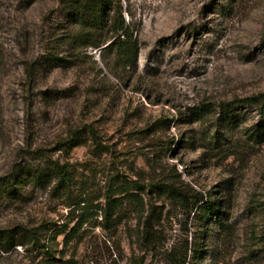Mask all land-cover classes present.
<instances>
[{
    "label": "rangeland",
    "instance_id": "1",
    "mask_svg": "<svg viewBox=\"0 0 264 264\" xmlns=\"http://www.w3.org/2000/svg\"><path fill=\"white\" fill-rule=\"evenodd\" d=\"M90 2L0 0V264H264V0Z\"/></svg>",
    "mask_w": 264,
    "mask_h": 264
},
{
    "label": "trees",
    "instance_id": "2",
    "mask_svg": "<svg viewBox=\"0 0 264 264\" xmlns=\"http://www.w3.org/2000/svg\"><path fill=\"white\" fill-rule=\"evenodd\" d=\"M82 6H76L72 11L70 21L76 31L68 36L71 44L76 46H90L94 45L100 47L99 43L89 42L97 34L99 30L104 31L113 39L110 48L115 49L117 57L124 67H129L135 64L139 55L138 41L132 33L131 27L127 22L121 10L115 11V17L110 19L108 10L106 9V0H91L90 7L81 10ZM94 41V40H93ZM63 60V59H62ZM262 109L264 111V98L262 99ZM233 112L231 107L225 109V117H228ZM95 142L99 143L95 132H92ZM61 183H66L70 180V173L68 172L67 165L56 164ZM40 175V174H39ZM30 179H38L40 183H47L48 176L41 175L39 178H33L32 174L29 175ZM20 178L9 181L8 187L11 189H18L22 185ZM23 178V177H22ZM24 181V180H22ZM197 201L196 206L201 202L205 205V210L210 211L213 215H219V209L216 208L211 202H205V198L200 194H195ZM203 208V207H202ZM1 247L4 250H9L12 246L7 242L0 240ZM186 264V263H183Z\"/></svg>",
    "mask_w": 264,
    "mask_h": 264
}]
</instances>
